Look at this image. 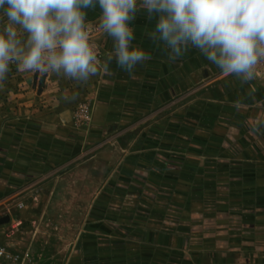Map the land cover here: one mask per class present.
Listing matches in <instances>:
<instances>
[{"label": "crops", "instance_id": "obj_1", "mask_svg": "<svg viewBox=\"0 0 264 264\" xmlns=\"http://www.w3.org/2000/svg\"><path fill=\"white\" fill-rule=\"evenodd\" d=\"M154 23L140 13L132 25L152 58L131 74L108 63L103 30L87 80L9 65L0 241L13 252L36 264H264V78L224 73L194 47L170 59L146 36Z\"/></svg>", "mask_w": 264, "mask_h": 264}, {"label": "clouds", "instance_id": "obj_2", "mask_svg": "<svg viewBox=\"0 0 264 264\" xmlns=\"http://www.w3.org/2000/svg\"><path fill=\"white\" fill-rule=\"evenodd\" d=\"M100 10L99 27L114 41L118 68L131 74L152 57L133 44L138 14L155 21L147 38L163 42L170 59L194 47L227 74L250 80L264 59V0H0V81L16 63L19 71H52L87 80L99 73L89 43L87 10ZM22 30L18 33V28ZM26 33L21 41L20 34ZM108 63L103 65L109 71Z\"/></svg>", "mask_w": 264, "mask_h": 264}, {"label": "built area", "instance_id": "obj_3", "mask_svg": "<svg viewBox=\"0 0 264 264\" xmlns=\"http://www.w3.org/2000/svg\"><path fill=\"white\" fill-rule=\"evenodd\" d=\"M90 33L89 43L97 55L98 64H100L103 52L99 41L102 29L96 24H86ZM254 76L264 78V59H261L255 69ZM90 104L82 103L75 109L77 120H87L90 114ZM21 206V205H20ZM0 264H36L26 253L13 252L7 245L0 241Z\"/></svg>", "mask_w": 264, "mask_h": 264}, {"label": "rangeland", "instance_id": "obj_4", "mask_svg": "<svg viewBox=\"0 0 264 264\" xmlns=\"http://www.w3.org/2000/svg\"><path fill=\"white\" fill-rule=\"evenodd\" d=\"M6 224V223H5ZM5 224H3V226L1 227L2 228V230H0V239L1 238H4V237H9V233H10V231L9 230H7V225H5ZM2 243H4V241L2 242ZM5 245H7V247H9L10 245L9 244H6V243H4ZM9 245V246H8ZM9 248H11V247H9Z\"/></svg>", "mask_w": 264, "mask_h": 264}, {"label": "water", "instance_id": "obj_5", "mask_svg": "<svg viewBox=\"0 0 264 264\" xmlns=\"http://www.w3.org/2000/svg\"><path fill=\"white\" fill-rule=\"evenodd\" d=\"M8 220H9V216L2 217L0 219V223H6V222H8Z\"/></svg>", "mask_w": 264, "mask_h": 264}]
</instances>
